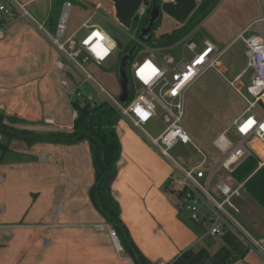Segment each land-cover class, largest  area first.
<instances>
[{
    "label": "crops",
    "instance_id": "crops-1",
    "mask_svg": "<svg viewBox=\"0 0 264 264\" xmlns=\"http://www.w3.org/2000/svg\"><path fill=\"white\" fill-rule=\"evenodd\" d=\"M18 1L31 8L27 10L30 18L17 13L15 20L6 21L3 28L0 111L23 120V129L55 127L36 137L69 132L74 121L63 124L55 115L64 98L60 86L68 88L62 78L66 67L61 70L57 66L65 60L38 28L42 26L40 21L49 17V2ZM90 1L95 11L126 31L152 3ZM201 2L163 1L160 23L165 20L183 26ZM59 14L57 11L56 18L49 19L51 29L56 28ZM89 19L92 17L83 23ZM118 133L122 164L118 165L112 191L133 242L153 264H173L187 251L205 249L215 255L223 245L211 247L212 237L201 235L189 213L187 216L183 212L182 200L173 192L169 163L127 121L124 125L119 123ZM17 140L20 139L9 144L11 156L0 160V264H134L124 251H118L110 235L112 227L90 200L95 178L89 142L37 141L18 148ZM243 225L246 227L244 221ZM249 228L246 227L255 237L264 236ZM234 264H264V260L248 249L244 259Z\"/></svg>",
    "mask_w": 264,
    "mask_h": 264
},
{
    "label": "built area",
    "instance_id": "built-area-1",
    "mask_svg": "<svg viewBox=\"0 0 264 264\" xmlns=\"http://www.w3.org/2000/svg\"><path fill=\"white\" fill-rule=\"evenodd\" d=\"M3 1H0V38L3 36L5 22L15 20L17 13L22 17L30 18L24 5L16 0ZM72 7L73 4L69 1L63 3L55 36L47 33L41 25L38 26L39 30L48 35L53 47L67 64L72 65L84 77V82L93 83L104 97V101L118 111L122 119L137 129L169 163L173 173V177L170 175L173 188L184 192V197L181 199L183 208L189 213L190 219L204 229V234L211 237L233 234L250 252L259 254L264 260V236L257 238L244 227L239 217L240 209L233 204V199L240 195L245 183H240L234 191L229 186L234 180V171L246 159H255L258 163L257 170L264 167V16L258 19L254 26H249L237 36V39L242 40L246 46L247 66L230 84L249 106L234 120L228 130L217 137L214 146L218 153L212 155L198 148L190 133L182 125L185 116V97L187 91L209 69H215L222 74L221 59L227 48L221 50L206 40L202 48L188 61H176L171 56L159 59L155 54L143 60L133 61L131 77L133 82L136 81L140 85V90L134 92L132 101L123 104L98 87L84 69L85 65L91 63L103 66L114 55L118 43L99 25L92 22V19L84 22L78 31L65 39ZM81 32L84 34L80 35ZM97 33L102 39L96 38ZM98 45L106 48V53H101ZM190 48L192 51L197 49L194 44ZM65 62L57 63L59 69L63 70L66 67ZM149 63L158 69V73L145 82L141 69ZM247 74L250 78L245 87L242 80ZM64 84L68 87L67 83ZM244 88L246 94L243 93ZM76 93L79 98H83L79 89ZM158 107L164 113L166 127L157 138H153L144 127L158 118ZM74 117L77 118L76 111ZM249 121L252 123L249 124ZM245 126L247 131L242 132L241 128ZM233 137L237 139L235 143ZM180 144L192 145L196 148L201 157L198 165L190 166L182 158L174 160L171 157L170 151ZM121 164L122 161H119L118 165ZM222 173L223 178H220L214 186L216 192L212 191L211 182ZM217 193L224 198L222 201L217 199ZM110 235L117 243L118 251H124L116 231L112 229Z\"/></svg>",
    "mask_w": 264,
    "mask_h": 264
},
{
    "label": "rangeland",
    "instance_id": "rangeland-1",
    "mask_svg": "<svg viewBox=\"0 0 264 264\" xmlns=\"http://www.w3.org/2000/svg\"><path fill=\"white\" fill-rule=\"evenodd\" d=\"M16 1L21 4L20 1ZM62 1L63 0L46 1V3L49 2V7L47 6L46 9L49 17L45 21H40L44 30L52 36L56 35V28H50L51 24L49 23V19L52 20L56 18L57 11L61 12L63 5ZM68 1L73 4V7L70 13L65 39L69 38L81 26L84 20L92 17L94 23L102 26V28L118 42V48L114 55L104 63L103 66H97L91 63L84 67L86 73L93 78L94 83L115 100H120L122 95V87L118 78L119 64L132 41L136 40L135 42L139 47L133 61L143 60L146 57H150L151 54H155L159 59L171 56L176 61H188L202 48L206 40L216 45L221 50L227 48L226 53L221 59L223 63L222 74L218 73L215 69H209L187 91L185 97V116L182 122V125L190 133L198 148L207 154L214 155V153H218L214 146V141L220 134L228 130L234 120L244 113L249 106L246 100L230 83L242 73L247 66V59L245 56L246 46L242 40L237 39V36L249 25L254 26L255 22L264 16V0H221L215 9L196 25L188 35L170 46H158L156 42H142L134 38L135 31H132V29L126 31L108 16H104L98 11H95V7L92 6V1L90 0ZM25 9L30 11L31 8L25 5ZM163 21V23H159L157 27L153 29V34L156 36V39H158L162 33H173L175 30L185 25L182 26L178 23L177 25L176 22ZM83 34L84 32L80 33V35ZM249 35L250 33H248V36ZM43 36L49 41L47 34L43 33ZM192 44L197 47L195 51H192L190 48ZM65 65V72L67 74L64 73L62 78L66 79L69 85L67 84L68 88L60 86L64 98L60 101L61 103H59L55 115L60 118L59 121L61 123L69 124L74 121L72 101H94L96 103H102L104 102V97L100 95L93 83L84 82V77L80 75L72 65L66 62ZM131 68L130 65L128 67L130 74L132 73ZM249 78L250 75L247 74L242 80L245 87L249 82ZM132 88L133 92H137V90H140V85L136 81H132ZM77 89H79L83 98L77 96ZM243 93L246 94L245 88ZM157 113L158 118L144 127L145 131L153 138H157L166 127L164 113L160 107L157 108ZM122 123L123 125L125 124L123 119L120 120V125H122ZM12 125L18 130L26 128L25 125H23L22 128L19 123ZM32 129L34 134L38 136L42 134V132L54 131L53 129H55V127L52 128L42 125L40 128ZM232 140L234 143L237 141L235 137H233ZM8 141V135L5 136L0 134V143L6 144ZM17 141L18 148L26 145L23 139ZM81 142L88 144V140L86 139ZM170 155L174 160L182 158L190 166L198 165L201 160L196 148L192 145H177L170 151ZM0 156H2V150H0ZM10 156L11 154L7 153L5 158ZM223 176L222 173L213 179L210 184L212 191H215V183L220 178H223ZM240 183L241 182L234 179L229 183V186L234 191L240 186ZM217 199L222 201L224 198L217 193ZM233 204L240 209L239 217L242 222L244 221L247 228L251 226L257 235L264 234V213H260L258 207L244 189H241L240 195L233 199ZM183 212L186 213H184L185 215L189 216L186 211ZM191 223L199 230L201 235L204 233V229L201 230V228L192 221ZM246 223L250 224V226ZM210 240L212 241L210 242L212 244L211 247L215 245L214 248H216L217 246L224 245L222 237H212ZM214 248L212 249L214 250Z\"/></svg>",
    "mask_w": 264,
    "mask_h": 264
},
{
    "label": "trees",
    "instance_id": "trees-1",
    "mask_svg": "<svg viewBox=\"0 0 264 264\" xmlns=\"http://www.w3.org/2000/svg\"><path fill=\"white\" fill-rule=\"evenodd\" d=\"M65 1L66 0H63L62 2L64 3ZM213 1L214 0H202L193 16L182 28L175 30L171 34H162L158 39H156V36L153 34L154 39L150 42H156V45L160 46L176 35H181V38L188 35L191 30L204 20L219 4L218 3L199 23L194 24V21L207 10ZM154 4L158 5L162 14V0H152L150 7L145 13L133 21L131 29L135 31L134 38L139 39L141 31L148 25ZM160 22L161 17L155 23L153 29H155ZM135 41L131 42L128 49H126V53L131 51L135 46H137V50L139 49ZM137 50L135 53H137ZM135 53L130 58L126 68L130 83V96L128 102L132 101L134 96L132 77L128 71V67L132 64L134 56L136 55ZM71 104L74 111L77 112V118L74 120L72 130L69 132L58 131L44 137H36L33 131L27 129H16L12 124H20L24 121L17 117L8 116L6 113L0 111V134L9 136L8 143H0V150H2L0 160L10 152L9 144L15 138L23 139L29 145L37 141L72 144L85 139L88 140L95 178L94 184L89 191L92 204L101 213L112 229L116 231L124 252L132 259L134 264H153L133 242L126 225L122 221L120 205L113 196L112 187L118 176V163L122 156V148L118 133V126L122 117L118 111L105 101L102 103L95 102L93 104L90 101L79 102L78 100H74ZM30 136L36 138H29ZM257 167V161L248 158L236 168L233 177L237 181L245 183L243 189L258 207L260 213H264V167L259 170H257ZM173 192L177 195L178 199H183V191L174 189ZM222 240L224 245L213 256L205 249L198 252L187 251L173 264H234L244 259L248 253V249L233 234H226L222 237Z\"/></svg>",
    "mask_w": 264,
    "mask_h": 264
},
{
    "label": "water",
    "instance_id": "water-1",
    "mask_svg": "<svg viewBox=\"0 0 264 264\" xmlns=\"http://www.w3.org/2000/svg\"><path fill=\"white\" fill-rule=\"evenodd\" d=\"M219 1L220 0H214L213 3L207 8V10L196 19L194 24L199 23L208 13H210L214 9V7L219 3ZM160 17H161V11L158 5L154 4L153 10L150 14L149 23L141 31L139 35V40H141L142 42H150L154 39L153 28H154L155 23L160 19ZM180 39H181V35H176L173 38L165 41L162 45L170 46L173 43L179 41ZM136 50H137V46L133 47V49L129 51L128 53H125V55L122 57L120 61L119 68H118V78L120 80L121 87H122V95L120 97V101L123 104L127 103L129 96H130V89H129L130 83H129L128 75L126 72V68H127L130 58L133 56Z\"/></svg>",
    "mask_w": 264,
    "mask_h": 264
},
{
    "label": "snow or ice",
    "instance_id": "snow-or-ice-1",
    "mask_svg": "<svg viewBox=\"0 0 264 264\" xmlns=\"http://www.w3.org/2000/svg\"><path fill=\"white\" fill-rule=\"evenodd\" d=\"M96 38L102 39V37L100 36L99 33L96 34ZM98 49L101 53H106L107 49L104 48L102 45H98ZM96 50V49H94ZM146 73V75H144ZM158 73V69H156L151 63L147 64L145 66L144 69H141V74L145 80V82H147L152 76H155ZM186 78V77H185ZM142 115H147L146 113H142ZM252 122L249 121V124H251ZM242 132H246L247 131V126L241 128Z\"/></svg>",
    "mask_w": 264,
    "mask_h": 264
},
{
    "label": "bare ground",
    "instance_id": "bare-ground-1",
    "mask_svg": "<svg viewBox=\"0 0 264 264\" xmlns=\"http://www.w3.org/2000/svg\"><path fill=\"white\" fill-rule=\"evenodd\" d=\"M162 2H163V0H162Z\"/></svg>",
    "mask_w": 264,
    "mask_h": 264
}]
</instances>
